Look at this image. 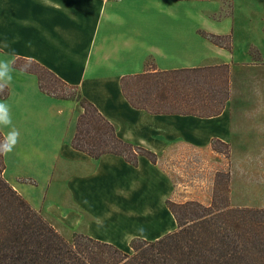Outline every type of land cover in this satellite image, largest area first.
Here are the masks:
<instances>
[{
    "label": "crops",
    "instance_id": "0c3cea01",
    "mask_svg": "<svg viewBox=\"0 0 264 264\" xmlns=\"http://www.w3.org/2000/svg\"><path fill=\"white\" fill-rule=\"evenodd\" d=\"M191 1L200 0H0V54L36 60L76 85L121 138L158 156L156 163L140 156L134 165L121 155L77 150L80 103L46 94L36 74L14 67L0 97L12 125L0 130L14 126L20 135L5 155L4 177L62 235L83 233L131 251L134 237L156 240L177 229L168 200L212 203L213 183L176 193L186 187L176 172L188 171L178 158L183 164L200 151L215 152L216 140L232 155H264V61H254L264 60V6ZM202 32L230 35L231 47ZM224 64L230 98L216 116L151 113L122 91V77L150 68ZM231 200L239 202L233 189Z\"/></svg>",
    "mask_w": 264,
    "mask_h": 264
},
{
    "label": "trees",
    "instance_id": "16d2710c",
    "mask_svg": "<svg viewBox=\"0 0 264 264\" xmlns=\"http://www.w3.org/2000/svg\"><path fill=\"white\" fill-rule=\"evenodd\" d=\"M202 34L231 47L230 35ZM27 64L25 72L36 74L43 92L80 103L74 148L94 158L121 155L134 165L140 156L157 162V154L121 138L76 85L33 59L16 58L14 67L21 70ZM121 86L135 108L211 117L220 114L230 98L229 65L148 69L122 77ZM152 95L155 102L148 101ZM3 136L0 130V140ZM5 169V155H0V264H264V208L230 205L228 174L226 186L215 188L210 205L168 200L177 229L156 240L134 237L127 252L83 233L66 238L6 180Z\"/></svg>",
    "mask_w": 264,
    "mask_h": 264
},
{
    "label": "rangeland",
    "instance_id": "374dc122",
    "mask_svg": "<svg viewBox=\"0 0 264 264\" xmlns=\"http://www.w3.org/2000/svg\"><path fill=\"white\" fill-rule=\"evenodd\" d=\"M191 2L192 6L193 4L194 6H264V0H200ZM247 21L248 19H244L243 23L246 24ZM4 42L7 44L5 38L3 40ZM11 54L9 50H6L0 54V57L1 59L10 60ZM254 56H258V53L254 54ZM254 61L264 60L255 58ZM132 86L134 85L132 84ZM6 93L7 88L3 93H0V97H6ZM255 97H259V95L255 96L253 94L252 98ZM262 97L264 99V90ZM148 101L155 102V96H150ZM162 101L169 102V100L165 99H162ZM212 147L213 149L215 148V152L211 149L200 151L196 155H192L188 163L182 164L178 158V163H180L178 167L183 165L188 171L185 172L187 174L183 177L176 172L178 181L183 182L186 186L184 189L180 187L176 193L187 195L188 193H192L190 190H200L202 186L212 183L213 190L218 186L224 188L226 186V174H228L230 192L227 196L230 205L236 207L264 208V155H232L229 145L222 144L218 141L214 142ZM232 189L239 199V202H233L231 200ZM221 194L220 199L223 200L226 195L224 192ZM65 237L69 239L72 236Z\"/></svg>",
    "mask_w": 264,
    "mask_h": 264
},
{
    "label": "clouds",
    "instance_id": "9594fccd",
    "mask_svg": "<svg viewBox=\"0 0 264 264\" xmlns=\"http://www.w3.org/2000/svg\"><path fill=\"white\" fill-rule=\"evenodd\" d=\"M4 46L7 47V44ZM14 65L15 61L0 59V93H3L12 82ZM28 68H30V64L24 66L21 71H27ZM10 125H12L10 107L6 102L0 101V126L7 127ZM19 135V130L14 126L11 127L10 131L4 134L3 139L0 140V155H7V153L13 150L15 145L18 143ZM139 231L143 232L144 229L141 227Z\"/></svg>",
    "mask_w": 264,
    "mask_h": 264
}]
</instances>
